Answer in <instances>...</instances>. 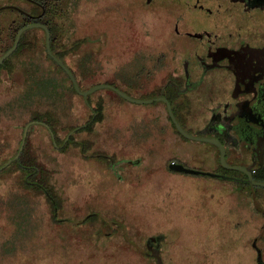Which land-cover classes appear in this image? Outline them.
<instances>
[{
  "label": "flooded vegetation",
  "instance_id": "af4514ba",
  "mask_svg": "<svg viewBox=\"0 0 264 264\" xmlns=\"http://www.w3.org/2000/svg\"><path fill=\"white\" fill-rule=\"evenodd\" d=\"M90 18H97V25L91 26ZM30 24L47 27L52 52L55 55L54 51L58 52L56 56L71 71H77L74 75L78 82L86 80L90 58L82 60L80 53L67 54L69 48L81 49L89 42L91 30L105 35L102 42L100 38L96 40L100 45H107L106 38L109 43L112 39L120 53L115 58L114 77L106 80L114 84L104 83L130 96L121 86L136 92L146 89L144 99L166 98L177 120L189 133L196 131L197 134H192L218 139L225 147L230 165L248 167L255 181L264 182V0H0V58L14 45L19 31ZM27 49L38 50L40 58L27 57ZM47 53L45 28L33 26L21 34L16 50L10 55L13 56L0 64V119L18 121H13L17 123H12L10 128L0 127V144L5 147L0 157L15 150L23 137L24 129L18 139L15 127L23 126L18 123L19 119L25 121L27 106L32 110L49 107L50 111H56L57 82L65 81L68 74ZM17 73L21 78L16 77ZM90 95L83 96L84 114L74 123L80 122V125L71 130L84 129L83 137L70 139V135L65 143L66 138L58 143L55 117L51 116L54 127L42 120L35 121L40 127L34 138L37 165L21 163V151L18 163L23 170L18 172L25 175L28 189L41 196L37 202L48 208L47 212H41L43 221L48 219L50 224H56L63 220L57 203L56 164L58 154L66 153L61 149L67 142H71V150L92 159L89 164L94 168H106L104 173L116 174L124 190L137 188L131 183L137 176L134 171L147 166L150 160L164 162L175 172L206 175L171 168L173 163H182L172 156L164 158L165 150H159L161 144H175L169 141L173 133L183 138L175 130L167 102L154 101L158 104L146 112L149 126L146 130L150 133L146 131V136L135 138L132 129L122 134L116 125L106 128L107 99ZM89 124L94 131L86 128ZM104 133L108 136H103ZM203 142L210 145L205 155L215 157L218 166L210 172L216 175L206 176L227 181L228 188L212 189L219 192L218 203L227 206L226 231L219 227L215 241L228 243L227 264H264V192L256 188L262 185L251 182L246 171L225 167L219 147ZM96 145L100 148L89 153ZM108 145L114 146V150L104 147ZM128 149L131 154H127ZM142 168L139 175L145 171ZM123 219L129 221L127 217ZM72 221L82 223L83 219ZM116 221L127 225L120 219ZM122 228L128 234V225ZM131 239L151 257L156 258L151 253L158 251L164 264H186L191 260L202 264V255L196 248L192 250L193 257H178L176 240L167 238L165 233H146L141 242Z\"/></svg>",
  "mask_w": 264,
  "mask_h": 264
},
{
  "label": "rangeland",
  "instance_id": "374dc122",
  "mask_svg": "<svg viewBox=\"0 0 264 264\" xmlns=\"http://www.w3.org/2000/svg\"><path fill=\"white\" fill-rule=\"evenodd\" d=\"M90 19L91 26L97 25V18ZM79 27H81V24ZM99 33L91 30L88 33L89 42L79 51L81 59L84 55L83 59L87 56L90 58L88 75L86 80H83L85 86L102 84L114 77L115 58L119 55L120 49L115 48L112 39L109 43V38H106L107 45L105 43L100 45L99 41L96 40L100 38V42H102L105 35ZM28 35H31V33ZM91 42H97V44ZM34 51L36 52H33V54L31 51L27 52V57L36 56L35 58H40L41 55L37 52L38 50ZM16 77L21 78V75L17 73ZM121 88L129 91L136 98L145 96L146 89L145 91L136 92V89L130 90V87L128 89L121 86ZM114 92L116 91L113 89L102 88L91 93V95L93 94L92 97L96 94L107 99L104 105L106 128L110 125L111 127L116 125L122 134L130 133L132 129L135 138L146 136V128L149 127L146 112L158 103H135L117 97ZM82 96L81 94L66 97L63 94L61 95V100L58 103L62 105L66 99V108L75 110V113H72L74 111L72 110L67 117L68 125L82 119L83 115H80L84 112ZM29 112H31V109L27 106L25 121L19 119L18 124L23 125L21 123L26 122ZM3 119H0V127L2 128H10L12 123L18 122L16 119L12 120V118H6L5 121H2ZM8 121L10 122L6 123ZM23 129V126L15 127L16 134H19L18 139L21 137ZM190 132L198 133L191 130ZM147 133H150L149 130ZM111 134L113 135L114 131H111ZM103 136L108 135L104 133ZM169 141L170 143L175 142V144L154 146L155 149L159 147V150H165L166 155L164 158L172 156L183 165L201 171L212 172L217 170L215 157L209 158L205 155L210 149L208 143L194 139L178 138L175 133ZM34 142H36L35 139ZM104 147L108 150H114V146ZM99 148L96 145L88 152L91 153ZM138 148L144 147L138 146ZM126 151L127 154H131L129 149ZM8 155L10 153L0 157V164L8 161ZM91 162H93L92 159L84 158L75 150L59 153L57 156V191L60 193L63 205L66 206L64 209H68L66 215L71 213L82 215L89 206H97L99 212L106 213L114 219L110 222L120 225L119 221L116 220L124 221L128 225L129 234L138 242L142 241L141 238L146 233H165L167 238L176 240L175 252L178 257L183 258L189 255L193 257L192 250L196 248L202 255V264H209L205 258L213 261L214 264H227L230 254L226 250L228 243L215 241L219 227L222 231H226L227 223L224 214L227 206L226 203L224 205L218 203L219 192L212 190L214 187L220 190L222 188L228 190L226 188L227 181L214 179L206 175L175 172L169 170L164 162L157 163L150 160L147 166H141L134 171L137 176L131 179V183L137 188L124 190V186L120 185L116 174L104 173L103 170L106 168L96 169L89 164ZM14 167L11 166L5 171H0V264L5 262L6 257L4 258L2 255V248L7 243H5V240H7L5 237L11 235V223L13 221L18 222L22 218L23 224L21 227L31 234L26 248L29 257L21 251L14 250L16 258L19 259H10L5 264H144L143 260L137 262L129 254L123 255V249H118L116 242L108 241L106 244L103 240L101 242L98 238L99 230L92 234L86 233L85 238L87 239L83 242L76 235L75 237L74 234L70 233V229L75 228L77 230L83 226L88 228L87 225L76 224L72 226V222L69 221L63 224L56 225L53 223L50 225L48 219L43 221L45 217L41 215V212L45 210L47 212L48 208L46 209L42 203L37 202L38 197L41 196L36 191L21 187L19 170ZM141 168L145 171L142 175H139ZM123 180H126V178L124 177ZM256 188L264 192V186H257ZM27 191L30 195H27ZM28 196L29 198H26ZM24 198L29 200L27 201ZM22 200L25 204H30V213L29 211L28 213L24 212V216L21 212ZM225 201H228L227 197ZM71 207L73 208L72 211ZM61 215L63 218L64 214L61 213ZM47 217L48 215H46ZM124 217H127L129 221L123 219ZM19 224L17 227H19ZM110 224L112 225V223ZM127 225L122 223L120 231L122 226L125 228ZM75 238H78V242L76 241L73 245L67 247L65 253L63 251L61 253L59 247L55 246L59 242L65 243ZM41 241L43 243L41 245H48V247H41L39 245ZM262 243L264 244V242ZM37 245L39 247H36ZM35 249L38 250L35 252ZM98 250H101L100 253ZM128 250L132 252V248ZM108 254L110 255L109 258L106 257ZM236 254L238 255V253ZM236 254L235 256H237ZM24 257L25 259L28 257L26 259L27 263H25ZM245 258H248L247 255ZM186 264H194V262L191 260V263Z\"/></svg>",
  "mask_w": 264,
  "mask_h": 264
},
{
  "label": "trees",
  "instance_id": "16d2710c",
  "mask_svg": "<svg viewBox=\"0 0 264 264\" xmlns=\"http://www.w3.org/2000/svg\"><path fill=\"white\" fill-rule=\"evenodd\" d=\"M27 41H28V39H27ZM52 45H53V42H52ZM43 47L45 49V45ZM79 51H80V49H78V47L75 46L74 48H69L67 54H70V55L72 54L74 56V55H77ZM27 52H30V49H27ZM31 52H35V51H31ZM54 52L56 53V55H58V52H56V51H54ZM12 56H10V58ZM78 56H79V58H81V55H78ZM47 57L52 59V57L48 53H47ZM58 57H60V56H58ZM84 57H85V55H84ZM60 69L67 75V73L62 68H60ZM72 71L75 75H77V71H75L74 69ZM81 72H82V69H81ZM66 78L67 79L63 82H60V81L57 82V98H56L57 105H56L55 113H54V111H50L49 107H43V108L38 109V110L33 108V110L31 109V112H29V117L26 119V122L23 124V127L27 123L32 122V121L34 122V124H32L28 130V136L26 139V144L24 146V149H23L22 155H21V157H22L21 163L30 164V165H37V160H36V158H37L36 149L37 148H36V145L34 142V138L36 136L38 125L35 123V121H38V120L45 121L49 125H51V127H54V122H55L56 123L55 124L56 129L54 128V131H55L58 143H62L63 140L67 137V134L69 132H71V130L74 129L76 126L80 125V122L78 124L68 125L67 117L69 116L70 112L74 109L68 110L66 108V106H67L66 105V99L64 100V104L61 105L58 103L61 100L62 94L64 95V97L71 95V94H72V96L73 95H79V93L76 91V89H75L71 79L68 77V75L66 76ZM106 82L114 84V82H111V81H106ZM79 85H80V87L82 86L83 88L92 87V86H85L83 84V82H81V81H79ZM82 87H81V89H82ZM82 100L84 103L85 100H84L83 96H82ZM32 102H33V100H32ZM30 105L32 106V103ZM72 113H75V110L72 111ZM104 113H105V111H104ZM82 114H84V113H82ZM82 114H80V115L82 116ZM101 114H103V112H101ZM51 116L55 117L54 122H53V120H51ZM101 116H104V114ZM86 128H88L90 130V132L94 131V129H92V126L90 124ZM175 130L180 136L185 138L176 128H175ZM44 132L47 133L48 130L46 128H44ZM83 133H84V129L76 130L73 134H71L70 139H75L77 137H79V138L83 137ZM0 136H1V134H0ZM21 137H22V135H21ZM21 140H22V138L19 139V143H18L16 149L13 150L12 152H10V155H8L7 160H9L11 157H13L18 152V150L20 148ZM0 142H2V137H0ZM4 150H5V147L1 146V144H0V154ZM70 150H71V142H67L66 146L61 149L62 152H68ZM21 163H18L15 161L10 166H8L6 169H4L2 171L9 169V167H11V166H15L14 168H16L17 170H23ZM3 164L4 163H1L0 166ZM19 180H20V185L22 188H26V189L29 188V185L25 180L24 174L19 175ZM59 194L60 193L58 192L57 203L59 205V214H60L59 217H62L61 213H63L64 215H63V220L57 222L56 225L57 224H63V223L68 222V221L72 222V226L73 225L75 226L76 224L87 225L88 228L83 226L82 227L83 229L81 228V229L75 230V228H71L70 233L74 234V236L76 235L78 238H80L84 242L87 239V238H85L86 233L92 234L93 232L96 233L99 230V237L98 238H100L101 242H102V240L104 241L105 244L108 243V241L116 242L117 248L123 249V252H122L123 255L129 254V256H132L133 260L137 261V262L143 260L144 264H158L156 261V258L151 257L150 255L146 254L145 251H143L139 247L137 248L135 246V241H133L131 239V235L129 234V232L127 234L126 232H124V230L122 231L123 228L121 229V231H122L121 232L119 230L120 226H118L117 224H114L113 222H110L113 218L108 216L106 213L99 212L97 206H89L88 208H86L84 210V213L82 215H76V214H72V213L69 215L68 214L66 215V213L68 212V209H66V210L64 209L66 206L63 205V202L60 198L61 196ZM26 198H28V197H26ZM26 198H24V199L28 201L29 199H26ZM34 200L36 201V199H34ZM21 206H22L21 212H22V215L24 216V212L28 213V211L30 210V207H29L30 204H25L22 200ZM72 209L73 208L71 207V211H72ZM29 213H30V211H29ZM29 215H31V214H29ZM75 218L83 219V222L82 223H75L72 221V219H75ZM21 220H23V218ZM21 220L18 222L13 221L11 223V227L9 225V227L12 229L11 235H7V236L5 235L6 236L5 238H7V240H5V243L6 242L7 243L2 248V255L4 256V258L6 257L4 260L5 261L4 264L6 262H9L8 260H10V259H12V260L19 259V258H16V254L13 252L14 250L21 251L26 256L29 257V253L26 252L27 251L26 248L28 247L27 246V244L29 243L28 239H30L31 234H30V236H26V234H25L26 231L21 227L23 224V221H21ZM39 221L40 220H38V222ZM18 223H20L19 227H17ZM110 223H112V225ZM50 225H52V224H50ZM126 234H127V236H126ZM78 238H75L74 240L71 239L69 242H65V243L59 242L55 246L59 247V250L61 253H62V251L65 253V251L67 250V247H69L70 245H73L76 241L78 242ZM118 238H120V240H118ZM25 244H26V246H25ZM32 244H34V243H32ZM41 244H43L42 241L40 242L39 245L41 247H45V248L48 247V245L43 246ZM36 247H39V246L37 245ZM128 247H130V248H128ZM131 248H132V252H130L128 250ZM38 249H35V252ZM7 250L9 252H6ZM98 251L100 253L101 250H98ZM109 256L110 255L108 254V256H106V257L109 258ZM25 257H24V259H25ZM26 259H25V263H27Z\"/></svg>",
  "mask_w": 264,
  "mask_h": 264
},
{
  "label": "water",
  "instance_id": "95a60500",
  "mask_svg": "<svg viewBox=\"0 0 264 264\" xmlns=\"http://www.w3.org/2000/svg\"><path fill=\"white\" fill-rule=\"evenodd\" d=\"M33 26H42L45 28L46 30V48H47V51L49 53V55L66 71V73L69 75L76 91L87 97L89 94L95 92L96 90L98 89H102V88H110V89H113L115 90L118 94H120L121 96H123L125 99L127 100H130L132 102H135V103H151V102H154V101H165L167 102L168 104V109H169V113H170V116L173 120V122L175 123L177 129L180 131V133L185 136L186 138L188 139H194V140H199V141H207V142H210V143H213L215 145H217L219 147V150H220V160H221V163L227 167V168H231V169H240V170H243V171H246L249 175H250V180L251 182L255 183V184H258V185H262L264 186V182H261V181H255L253 178H252V175H251V170L248 168V167H243V166H238V165H230L227 160H226V150H225V147L223 146V144L216 138L214 137H206V136H199V135H194L192 133H189L180 123L179 121L177 120L176 116L174 115L173 111H172V107H171V104L168 102V100L164 97H157V98H136V97H132L130 96L129 94H127L126 92L118 89L117 87L111 85V84H107V83H102V84H97V85H94L86 90H82L80 88V85H79V82L76 78V76L74 75V73L68 68V66L61 60L59 59L51 50V42H50V33H49V30L47 29L46 26L42 25V24H30V25H27L26 27L22 28L19 33L17 34V37H16V40H15V43L14 45L6 52L4 53L1 58H0V64L3 63V61L8 58L11 54H13V52L16 50L17 46H18V42H19V39H20V36L21 34L33 27ZM33 123L30 122L28 123L25 128H24V134H23V137H22V142H21V146L19 148V151L17 152L16 155H14L13 157H11L8 161H6L2 166H0V171L6 169L8 166H10L13 162H20V154H21V151L23 150L24 148V145L26 143V138H27V134H28V130H29V127L32 125ZM75 131V130H73ZM72 131V132H73ZM69 133L68 136L66 137L64 143L67 141V139L69 138V136L72 134ZM171 168L175 169V170H178V171H185V172H191V173H199V174H206V175H216V174H213V173H210V172H206V171H201V170H196V169H192V168H187L185 167L184 165L182 164H178V163H173L171 164ZM152 256H155L158 260V263L159 264H164L163 263V260H162V257L160 255V253L156 250H153V253H151Z\"/></svg>",
  "mask_w": 264,
  "mask_h": 264
}]
</instances>
